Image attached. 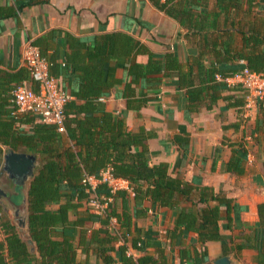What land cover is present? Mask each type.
<instances>
[{
  "label": "trees",
  "instance_id": "trees-1",
  "mask_svg": "<svg viewBox=\"0 0 264 264\" xmlns=\"http://www.w3.org/2000/svg\"><path fill=\"white\" fill-rule=\"evenodd\" d=\"M150 1L187 28L188 37L196 39L197 53L190 57L189 68L186 61L187 69L184 70L174 52L158 55L130 38V50L148 55L145 64L130 63L131 83L139 82L149 87L155 80L152 75L161 73L163 77H169L171 72H177L175 83L178 89H184L181 102L186 121L190 111L197 109V106H189L190 103H203L206 108H211L217 99L232 97L231 94H222V91L230 90L226 78L244 68L264 72V0H216L214 6L219 11L209 8L206 0ZM239 11H243V20L238 22L229 18L233 12ZM220 12L225 13L222 19ZM224 21L228 22L227 26H222ZM46 60L49 73L57 76L61 72L60 66L51 59ZM27 71V68L16 72L0 71V82L14 80L19 83L27 77ZM195 82L198 86L193 85ZM201 82L203 84L199 85ZM13 89L12 86V99ZM32 89L36 90L37 85L32 83ZM239 89L248 95L241 85ZM3 90L0 89V97ZM130 90L121 114L106 111L95 96H88L99 91H85L86 97L80 102V92L70 90V95L75 98L64 105V132H59L54 124L36 121L29 112L17 113L13 100V106L0 110V144L5 145V149L31 153L38 160L22 191L35 252L30 251L28 243L21 239L0 207V228L4 234L0 239V264H151L154 258L145 250L153 231L130 236L133 219L147 214V201L150 207L157 205L172 209L174 227L171 238L177 232L191 230L197 233L202 244L209 240L219 241L222 251L226 252V241L219 232L218 221L222 216L221 207H225L226 225H230V211L235 206L233 199L222 191L215 192L211 186H195L170 175L165 161L150 163L147 140L155 133L142 125L135 130L128 129L125 122L126 111H138L149 98H132L133 88ZM254 102L264 118V98ZM5 104L6 100L0 98V105ZM23 124H29L30 129L23 128ZM63 133L71 144H64ZM181 140L188 142L187 132L183 136L174 135V141ZM2 153L0 147V155ZM246 155L244 146L235 147L226 169L242 173V161ZM105 170L111 177L128 182L133 194L132 210L129 192L112 189L101 179V172ZM85 175L98 179L94 187L82 182ZM91 191L101 203L106 202L102 213L92 212L85 206L92 199ZM51 204L56 207L51 208ZM72 209H79L73 219L68 216ZM257 214L258 221L246 240H251L250 244L256 250L255 261L251 264H264V202L257 204ZM88 222H97L99 226L91 227ZM118 240L121 244L116 245ZM127 241L134 250L144 252L136 257L127 254ZM187 252L186 248L180 249L182 260L192 259L193 264L208 261L206 248L198 260L194 255L189 257ZM158 253L161 257L163 252L159 250Z\"/></svg>",
  "mask_w": 264,
  "mask_h": 264
},
{
  "label": "crops",
  "instance_id": "crops-1",
  "mask_svg": "<svg viewBox=\"0 0 264 264\" xmlns=\"http://www.w3.org/2000/svg\"><path fill=\"white\" fill-rule=\"evenodd\" d=\"M215 1L206 0L209 8L219 11L214 6ZM242 12H233L229 18L240 22ZM254 12H257L256 7ZM220 14V19L224 18L225 13ZM227 24L224 21L222 26ZM186 32L187 28L150 0H0V71L26 69L23 49L28 43L60 66L61 72L57 76L64 89L69 94L70 90H78L82 95H78L80 102L86 97L85 91H99L88 96H95L106 111L121 114L131 88L132 98L148 97L147 103L138 111H126L125 122L128 129L135 130L142 125L155 133L147 140L150 163L167 162L170 175L195 186L207 185L215 192L222 191L233 199L235 206L230 211L229 226L226 225L225 207H221L222 216L218 221L219 232L226 241V252L222 251L219 241L209 240L202 244L197 233L191 230L177 232L171 238L174 227L172 209L157 205L150 207L149 201L146 202L147 214L133 219L130 236L153 231L145 250L154 258L151 264H193L192 259H181V248H186L189 257L194 255L195 260L200 259L203 248H206L208 261L202 264H212V260L225 254H230L238 264H251L255 261L256 250L246 237L251 236L258 221L257 204L264 202V118L257 104L239 89L232 77H228L225 81L230 90L222 91V94H231L232 97L217 99L211 108H206L203 103H190L189 106H197V109L190 111L186 121L181 102L184 89H178L175 83L177 72H171L169 77H163L161 73L152 75L155 80L149 87L139 82L131 83L130 63L145 64L148 55L130 50V38L158 55L174 52L186 70V61L189 68L190 57L197 53L196 39L189 38ZM193 68L194 71L195 66ZM20 83L31 88L32 83L35 84L29 71L19 83L14 80L0 82V89H4L0 98L6 100L0 110L13 106L11 87ZM189 83L188 87L191 86ZM193 85L198 86V83ZM74 98L70 95V99ZM21 126L30 129L29 124ZM185 132L187 143L174 141L175 134L183 136ZM62 138L65 145L71 144L65 134ZM239 145L247 149L240 174L226 169L233 149ZM0 147L4 152L5 145L0 144ZM2 160L3 153L0 166ZM101 174L112 189L129 192L132 210L133 194L128 182L111 177L107 170ZM97 182L95 178L93 184ZM85 206L96 212L92 202L88 201ZM50 207L55 208L56 204ZM78 211L70 210L69 218H75ZM88 225L99 226L97 222H88ZM3 237L0 228V239ZM118 244L121 240L116 242ZM127 245L134 257L144 252L131 248L128 241ZM159 250L163 252L161 257Z\"/></svg>",
  "mask_w": 264,
  "mask_h": 264
},
{
  "label": "built area",
  "instance_id": "built-area-1",
  "mask_svg": "<svg viewBox=\"0 0 264 264\" xmlns=\"http://www.w3.org/2000/svg\"><path fill=\"white\" fill-rule=\"evenodd\" d=\"M23 61L31 80L37 85V89L33 90L24 83L16 85L13 90V101L17 106L16 112H29L39 122L54 124L59 132H64V105L70 99V94L64 89L61 78L49 73L48 61L32 44L27 43L24 46ZM232 78L235 83L247 90V94L253 100L264 98V72H254L244 68L241 72L234 74ZM94 180L95 177L92 175H85L82 182H88L94 187ZM102 180L106 181V178ZM90 197L92 198L90 202L97 208V213H102L106 208V202L101 203L94 191L90 192ZM112 221L115 220L112 219ZM126 253L132 254V250L128 248Z\"/></svg>",
  "mask_w": 264,
  "mask_h": 264
},
{
  "label": "water",
  "instance_id": "water-1",
  "mask_svg": "<svg viewBox=\"0 0 264 264\" xmlns=\"http://www.w3.org/2000/svg\"><path fill=\"white\" fill-rule=\"evenodd\" d=\"M37 165L38 160L33 154L7 148L0 166V207L21 239L28 243L31 252H35V246L28 230L25 195L21 192ZM212 264L238 263L230 254H225L212 260Z\"/></svg>",
  "mask_w": 264,
  "mask_h": 264
},
{
  "label": "rangeland",
  "instance_id": "rangeland-1",
  "mask_svg": "<svg viewBox=\"0 0 264 264\" xmlns=\"http://www.w3.org/2000/svg\"><path fill=\"white\" fill-rule=\"evenodd\" d=\"M95 209H96L95 211L97 212V208H96V207H95ZM90 211H91V210H90ZM92 212H94V211H92Z\"/></svg>",
  "mask_w": 264,
  "mask_h": 264
}]
</instances>
